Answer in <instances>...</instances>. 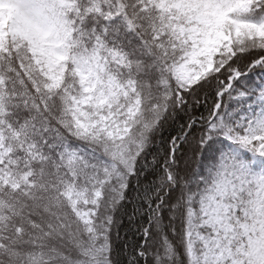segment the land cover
<instances>
[{"label": "snow or ice", "instance_id": "snow-or-ice-1", "mask_svg": "<svg viewBox=\"0 0 264 264\" xmlns=\"http://www.w3.org/2000/svg\"><path fill=\"white\" fill-rule=\"evenodd\" d=\"M0 264H264V0H0Z\"/></svg>", "mask_w": 264, "mask_h": 264}]
</instances>
